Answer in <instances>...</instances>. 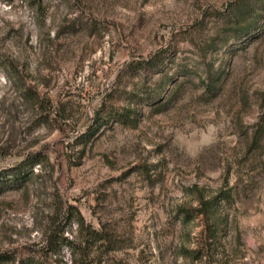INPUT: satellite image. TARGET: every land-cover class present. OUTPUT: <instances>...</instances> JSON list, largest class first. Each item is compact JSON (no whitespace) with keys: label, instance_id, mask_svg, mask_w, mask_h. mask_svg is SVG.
Instances as JSON below:
<instances>
[{"label":"rangeland","instance_id":"1","mask_svg":"<svg viewBox=\"0 0 264 264\" xmlns=\"http://www.w3.org/2000/svg\"><path fill=\"white\" fill-rule=\"evenodd\" d=\"M22 165L0 264H264V0H0Z\"/></svg>","mask_w":264,"mask_h":264},{"label":"trees","instance_id":"2","mask_svg":"<svg viewBox=\"0 0 264 264\" xmlns=\"http://www.w3.org/2000/svg\"><path fill=\"white\" fill-rule=\"evenodd\" d=\"M158 57L157 58L156 57L153 58L151 63H149V64H151L152 70H155L157 68V65H158V62H159V58ZM208 76H209V74L207 73L206 77H208ZM206 77H205V79H203V85L205 86V88H207V86L205 85V83H207L206 82ZM152 96H154L156 98H159L156 95L149 94V99L153 100L154 97H152ZM122 116H124V115L121 114L120 117H122ZM90 130L91 129H89L88 132H90ZM88 132L83 134V135H81L79 137V141L80 142H82V140L86 137ZM37 161H38V159L36 158L35 161H33V163H36ZM26 167H27L26 165H22L20 167L15 168V169L13 168V169H10V170H7V171L0 172V193L3 192V190H5V189L11 188L13 186L12 184H19L20 179H25V177L27 176V173L23 172V170ZM200 202H201V205H202L203 209L201 211H199V214H204V215L207 216V212L203 211L204 209L207 208V203H206V201H204V199H201ZM79 224H84L82 217H81V221H79ZM68 243H70V242H68ZM80 256L82 258H84L83 253L80 254Z\"/></svg>","mask_w":264,"mask_h":264}]
</instances>
